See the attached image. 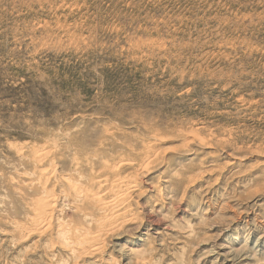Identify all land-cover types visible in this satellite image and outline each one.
<instances>
[{"label":"rangeland","instance_id":"rangeland-1","mask_svg":"<svg viewBox=\"0 0 264 264\" xmlns=\"http://www.w3.org/2000/svg\"><path fill=\"white\" fill-rule=\"evenodd\" d=\"M73 153L139 183L95 256L15 228ZM0 264H264V0H0Z\"/></svg>","mask_w":264,"mask_h":264},{"label":"bare ground","instance_id":"bare-ground-1","mask_svg":"<svg viewBox=\"0 0 264 264\" xmlns=\"http://www.w3.org/2000/svg\"><path fill=\"white\" fill-rule=\"evenodd\" d=\"M55 147L56 146L49 147L46 149V152H41L39 150L33 151V155H30V159L41 164L43 161L47 160V152L49 153L53 150L55 151ZM88 159L89 157H80L78 153H73L71 163L74 165L75 170L73 171H75V173L71 172L72 174L70 173L60 178L64 187L60 188V193L57 195L60 197L64 196L69 199L70 202L75 203L73 208L76 210V214L80 217L75 226L72 221L68 222L65 217H60L59 214H53L55 209L54 206H56V203L58 202L57 198L59 199L60 197L52 194L53 191L51 194L47 195L48 192H46V190L48 191V189H45L46 186H41L43 185L45 174L42 170H40L38 174L36 173L35 179L38 180V183L41 186V191H45L47 194L46 196L40 195L36 200L34 199L30 203L28 202V221L22 224L17 223L20 226L19 228L15 226L16 230L22 232H32L35 230V232H38L43 228H51V230H55L56 235L60 238V243L64 246V248H69L70 252L73 254H76L77 252V254L80 253V255L89 253L95 256L98 254L101 249L99 247L102 246L100 244L105 235V231L102 232V230H107V227L109 226L113 228L116 223L121 225L120 223L123 221H118L121 220L122 215H125V211H128L126 209L131 206L128 205V203L130 200L129 198L131 197V192H133L132 189H137L136 187L139 183L137 184V182L130 179L131 177L129 178V176H121L119 174L118 167L124 166L125 162H121L118 166L114 161V163L107 161L102 162V159V164L98 167V169L91 168L87 175L82 174V166ZM47 177L48 176H46V178ZM116 179V184L109 186V181ZM113 182L114 181H112V183ZM25 183L27 185V182ZM124 209V214L120 213ZM57 213H59V211ZM53 223L56 224L54 227ZM111 227L109 228L111 229Z\"/></svg>","mask_w":264,"mask_h":264}]
</instances>
